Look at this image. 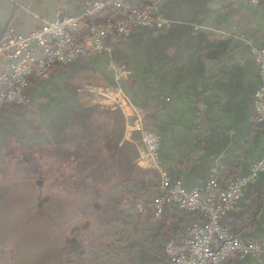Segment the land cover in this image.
<instances>
[{
	"label": "crops",
	"instance_id": "obj_1",
	"mask_svg": "<svg viewBox=\"0 0 264 264\" xmlns=\"http://www.w3.org/2000/svg\"><path fill=\"white\" fill-rule=\"evenodd\" d=\"M85 3L0 0V37L8 29L29 35L56 11L77 15ZM159 14L167 24L108 39L104 50L84 57L78 69L57 68L52 75L69 97L63 119L73 115L77 120L82 109L93 116L95 126L90 128L95 131L85 145L84 160L94 164V146L106 148L100 160H109L111 143L121 153L127 143L134 151L128 158L132 168H150L146 158L136 162L144 147L135 107L146 113L147 128L160 139L162 169L185 189L204 186L216 176L213 170L248 175L254 162L264 158V126L253 117L259 77L252 55L253 47L264 46V0H162ZM49 83L37 80L29 93L45 98ZM94 114L105 120L95 122ZM8 132L0 129V195L7 193L6 184L14 178L8 169L11 147L28 145L27 139L7 137ZM53 166L60 176V166ZM43 167L35 172L37 200L44 191ZM233 213L244 238L264 240V172L243 189ZM224 264H264V254Z\"/></svg>",
	"mask_w": 264,
	"mask_h": 264
},
{
	"label": "built area",
	"instance_id": "obj_2",
	"mask_svg": "<svg viewBox=\"0 0 264 264\" xmlns=\"http://www.w3.org/2000/svg\"><path fill=\"white\" fill-rule=\"evenodd\" d=\"M161 1L145 0L137 6L131 0H89L77 15L56 11L52 20L44 21L39 30L29 35L6 30L0 37V108L28 103L32 81L46 79L59 67L101 53L106 40L125 38L134 30L155 24H167L159 14ZM250 1L257 4L259 0ZM107 11L111 16L98 22V15ZM252 55L259 77L253 117L264 126V46L253 47ZM133 111L144 147L137 161L146 158L150 168L160 172V194L154 203L156 214L164 205L176 204L180 210L198 212L205 219L186 230L184 242L166 245L170 264H222L233 258H260L264 254V240L243 241L221 227L220 221L234 210L243 189L264 172V158L254 162L248 175L230 177L221 191L216 190L213 178L202 187L187 190L180 180L171 179L162 169L160 139L145 128L144 112L135 107Z\"/></svg>",
	"mask_w": 264,
	"mask_h": 264
},
{
	"label": "rangeland",
	"instance_id": "obj_3",
	"mask_svg": "<svg viewBox=\"0 0 264 264\" xmlns=\"http://www.w3.org/2000/svg\"><path fill=\"white\" fill-rule=\"evenodd\" d=\"M54 72L45 79L50 81L46 86L47 97L34 98V105H31L29 98L25 105L33 106V112L23 117H14L5 127V130H9L7 137L27 139L28 145L13 144L10 149L13 152V160L8 169L14 178L8 180L9 183L6 184L7 193L0 195V264H69L67 256L61 260L60 258L72 247V241L68 240L69 226L67 224L70 221L72 223L75 208L74 187H77L78 181L70 183L67 182V178H64L67 193L60 197L57 195L52 197L51 190L59 194L64 188L62 183L57 182L54 188L53 186L45 187L42 192L45 201L36 208L38 200H36L35 172L37 167L42 169L44 164L45 172L53 165L55 168L57 165L60 166L59 173L62 176H76L78 173H83L84 170H75L78 160L82 158L75 149L79 146L84 149L90 140V134L95 130L92 127L91 132L86 133L83 121L88 122L93 116L90 117L88 113H84V109H82L83 112L78 110L82 123H74L73 115L64 120L65 113L69 109V97L66 98L64 90L59 91L61 87L52 81ZM53 102L55 104H52ZM94 115H97L94 119H97L99 123L105 120V116ZM102 149L103 151L100 147H93L94 152L99 154L94 157L96 166L92 172L93 180L90 186L78 187L77 190H80V193L76 194L78 200H86L89 195L95 199L96 195L103 194L113 183L129 175L132 164L125 157V153L118 152L111 143L109 145V151L112 152L109 155L110 159L106 160L104 156L100 160L101 153L106 152V148ZM89 163L92 162H88L87 165ZM66 164L68 166H64ZM56 173L52 170L48 175L46 174V178L51 180L52 177H56ZM87 174H89L88 170ZM74 223L82 227L90 223V220L83 217L81 221ZM89 227H92L91 224ZM95 231L96 228L92 227L91 232Z\"/></svg>",
	"mask_w": 264,
	"mask_h": 264
},
{
	"label": "trees",
	"instance_id": "obj_4",
	"mask_svg": "<svg viewBox=\"0 0 264 264\" xmlns=\"http://www.w3.org/2000/svg\"><path fill=\"white\" fill-rule=\"evenodd\" d=\"M83 1L87 2L89 0ZM110 16L111 13L109 11L103 12L98 15L99 18L97 20L99 22ZM82 59L80 58L71 64L59 68L78 69ZM35 82L32 81L30 86ZM59 91H62V89H59ZM31 97L32 95L29 93L31 105H34L35 99ZM31 105L29 107L25 104H6L2 106L0 108V129L9 125L14 117L30 115L34 108ZM81 111L83 112V110ZM82 112L80 113L82 114ZM144 114L145 128L149 130L145 122L146 113ZM79 118L81 119L78 116L74 123H82ZM83 124L87 133V131L92 129L90 126L94 125V121L89 119L88 122L83 121ZM75 150L82 155V158L76 164L77 168L75 170H84L83 173H78L76 176L56 175L55 177L53 175L54 177L50 180V178H46V174L48 175L50 171L52 172L54 167H49L47 172L44 171V188L51 186L54 188L57 182L62 183L64 187L59 194L55 190H51L52 197L56 195L60 197L62 194L67 193L65 188L66 180L70 183L78 181L77 187H74L73 199L75 200V208L73 209L72 223L70 221L67 224L69 226L68 240L72 241V247L66 255H60L61 258L59 256L60 260L67 256L69 264H170L165 253L166 245L170 242L176 244L184 242L186 230L192 225L203 223L205 221L204 217L198 212L180 210L176 204L164 205L162 210L156 214L154 203L160 194V172L154 168L141 169L137 165L129 171L131 173H129L127 178L113 183L103 194L96 195L95 199L91 198L92 195H89L86 200H78L76 197V194L80 193V190H77L78 187L91 185L93 180L92 172L96 165L92 163H89L92 166L87 165L89 161L84 160L83 148L81 149L79 146ZM101 150L103 151L102 148ZM124 153L126 158L134 154V151L132 152L127 143L124 147ZM86 169L89 174H87ZM230 177L233 176L224 175L217 171L216 176L213 177L216 190H223L225 182ZM64 178L67 179L64 181ZM41 196H43L42 200ZM37 197L38 194L36 200ZM43 199L44 195L39 194L36 208L41 206L40 203L42 204V201H45ZM234 210L221 219L220 226L243 241H253L244 238L240 234V230L235 224ZM83 217H87L90 220V223H87L89 225L85 224L82 227L75 225L74 222L81 221ZM90 224L93 229L96 228L94 233L91 232L92 227H89ZM146 235L153 237L147 239Z\"/></svg>",
	"mask_w": 264,
	"mask_h": 264
}]
</instances>
